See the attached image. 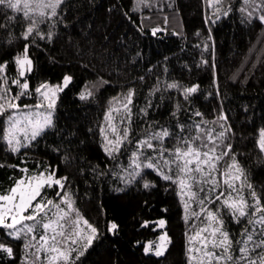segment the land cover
I'll return each instance as SVG.
<instances>
[{
  "label": "snow or ice",
  "instance_id": "obj_1",
  "mask_svg": "<svg viewBox=\"0 0 264 264\" xmlns=\"http://www.w3.org/2000/svg\"><path fill=\"white\" fill-rule=\"evenodd\" d=\"M207 2L212 4L213 0ZM214 2V11L204 20L209 32L203 41L194 45L203 50L199 61L203 65L209 64L203 53L210 49L207 41L214 39L212 25L222 18L238 12L241 24L264 29V0H239L238 8L233 0ZM66 4L67 0H0V12L4 14L0 29L8 31L11 25L20 22L19 34L8 31L4 43L11 47L16 41L24 42L23 48L10 59H0V148L7 156L20 157L21 152L24 153L19 164L0 163V167L23 173L15 176L7 189L0 190V234L5 237L0 241V264H16L13 241H22L19 264H85L91 252L120 229L115 219H106L101 228L80 215L69 178L58 174V166L38 161L33 169L26 166L31 150L57 130V101L73 81V76L66 73L56 83L46 79L39 80L35 86L31 83L36 65L30 49L46 50L48 45L55 44L61 30L70 27ZM130 4L131 7H121L131 21L132 14L142 6L151 8L152 0H130ZM168 7L175 8V4L169 3ZM145 19L147 17L141 15L140 22L135 24L140 36L157 37L167 31L159 25L147 28ZM42 25H46V30ZM173 35L178 33L174 31ZM195 35L200 40L199 30ZM212 50L214 55V47ZM140 56L142 52L137 51L133 64ZM49 59L53 58L49 56ZM169 63L167 55L158 62L165 74ZM12 66L15 71L9 74ZM211 67L215 84L217 66L213 63ZM153 76L155 81L147 88L145 104L139 107L142 117L158 111L159 105L154 100L157 94L161 101L165 96L172 100L174 91L183 98L187 108L177 99L168 113V122L159 124L154 119L145 120L146 126L133 137L136 89L135 82L130 83L110 99L103 113L104 120L97 125L99 148L111 163H106L103 169L92 165L89 170L97 180L102 181L109 175L116 177L119 186L113 190L118 193L131 186L155 188L158 186L155 177L168 185L166 190L174 186L184 210L185 264H264V192L255 188L230 142L235 131L228 123L226 110L214 108L215 115L209 120L203 112L193 109L194 95L200 91L198 83L186 85L167 75L161 77L151 65L137 79L143 85ZM98 80L101 85L109 83L103 78ZM77 95L85 101L94 92L90 87H82ZM216 95L223 98L219 90ZM25 98L32 103H25ZM182 111L188 113L187 121L180 119ZM89 133L95 135L92 129ZM57 134L60 142L45 147L63 153L58 159L71 162L75 159L70 139L73 133L69 132L67 137L63 131ZM171 140L175 142L169 146ZM64 144L69 147H63ZM256 146L264 154V127L258 130ZM81 172L86 174L84 169ZM153 174V178H148ZM229 219L237 225L247 220L238 237L234 238L228 230ZM166 224L163 217L142 219L141 229H151L153 233L159 230V234L152 239L136 240L134 245L139 246L145 256L163 257L171 243ZM116 264H119L118 259Z\"/></svg>",
  "mask_w": 264,
  "mask_h": 264
},
{
  "label": "trees",
  "instance_id": "obj_2",
  "mask_svg": "<svg viewBox=\"0 0 264 264\" xmlns=\"http://www.w3.org/2000/svg\"><path fill=\"white\" fill-rule=\"evenodd\" d=\"M169 3H174L175 8H169ZM233 4L237 8L240 6L239 0H233ZM121 6L132 5L130 0H67L70 27L61 30L55 44L48 45L46 50L30 49L36 65V71L31 74L33 86L42 79L56 83L66 73L73 76V81L60 93L57 101V130L31 150L26 158V166L33 169L37 161L58 166V174L69 178L81 216L101 228L106 219H115L119 223L118 233L109 235L103 244L97 246L85 264H116L117 259L119 264H185L186 225L175 187L166 190L168 185L155 177L158 182L155 188L131 186L118 193L113 190L119 186L116 177L109 175L102 181L97 180L89 170L90 166L98 165L103 169L106 163H111L106 161L99 148L97 125L103 122V113L110 99L132 82H135L136 89L133 137L138 136L142 127L146 126L145 120L154 119L159 124L168 122V113L177 99L181 101L182 107L187 108L183 98L173 91L172 100L165 96L161 101L159 94L154 97L155 103L159 105L158 111L153 110L148 117L139 114V107L145 104L147 88L155 81V77H150L143 85L137 78L145 73L149 65L161 77L167 75L169 79L175 78L186 85L198 83L200 91L194 95L193 109L203 112L209 120L215 115L214 108L223 107L226 110L228 123L235 131L230 142L234 145L239 161L248 170L255 188L264 192V155L256 146L258 130L264 127V29L241 24L238 12L222 18L212 25L214 39L207 41L210 49L203 53L209 64L203 65L199 64L203 50L194 45L203 41L209 32L204 20L214 11V0L212 4L207 0H152L151 8L142 6L140 11L132 14L131 21L124 15ZM141 15L147 17L144 20L147 28L159 25L167 31L159 33L157 37L140 36L135 24L140 22ZM19 16L22 20V13ZM2 23L4 14L0 12ZM41 27L46 30V25ZM198 30L201 33L200 40L195 35ZM8 31L18 35L20 22L11 25ZM8 31L0 29V59H10L23 48V40L14 42L11 47L4 43ZM174 31L178 35H173ZM137 51L142 52V56L137 57V62L133 64ZM164 55L170 57L167 74L158 66ZM49 56L53 59L50 60ZM213 63L217 66L215 84L211 67ZM14 71V66L8 69L9 74ZM98 78L109 83L101 85ZM82 87H90L94 95L81 101L77 94ZM217 90L222 99L217 97ZM24 102L32 103L27 98ZM187 118L188 113L182 111L180 119L187 121ZM89 129L95 135L89 133ZM59 131H63L65 137L69 132L73 133L70 139L75 159L71 162L58 159L63 153L58 154L45 147L60 142ZM174 142L169 141V146ZM63 147L69 145L64 144ZM23 155L21 152L20 157ZM20 157L7 156L0 148V163L19 164ZM19 175L23 173L18 169L0 167V190L7 189L12 179ZM153 177L154 174L148 178ZM47 191L51 193V189ZM145 201L148 202L147 206ZM159 217L167 220L166 230L171 237L169 250L160 258L145 256L133 242L152 239L159 234V230L153 233L151 229H141L139 222L145 218L155 220ZM245 224L247 220L237 225L229 219L227 227L235 238L240 235ZM2 240L5 237L0 234ZM12 243L17 252L16 264H19V244L22 241Z\"/></svg>",
  "mask_w": 264,
  "mask_h": 264
},
{
  "label": "rangeland",
  "instance_id": "obj_3",
  "mask_svg": "<svg viewBox=\"0 0 264 264\" xmlns=\"http://www.w3.org/2000/svg\"><path fill=\"white\" fill-rule=\"evenodd\" d=\"M264 155V154H263Z\"/></svg>",
  "mask_w": 264,
  "mask_h": 264
}]
</instances>
